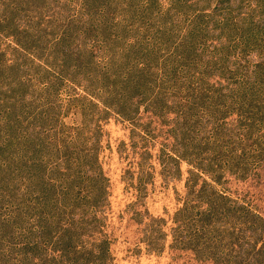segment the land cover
Returning <instances> with one entry per match:
<instances>
[{"label": "rangeland", "instance_id": "1", "mask_svg": "<svg viewBox=\"0 0 264 264\" xmlns=\"http://www.w3.org/2000/svg\"><path fill=\"white\" fill-rule=\"evenodd\" d=\"M0 264H264V0H0Z\"/></svg>", "mask_w": 264, "mask_h": 264}]
</instances>
